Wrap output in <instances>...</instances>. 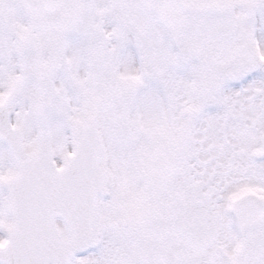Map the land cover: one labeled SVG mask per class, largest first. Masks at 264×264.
Returning <instances> with one entry per match:
<instances>
[{"label": "snow or ice", "instance_id": "6c2138e0", "mask_svg": "<svg viewBox=\"0 0 264 264\" xmlns=\"http://www.w3.org/2000/svg\"><path fill=\"white\" fill-rule=\"evenodd\" d=\"M0 264H264V0H0Z\"/></svg>", "mask_w": 264, "mask_h": 264}]
</instances>
